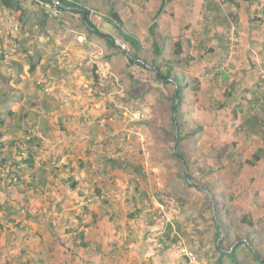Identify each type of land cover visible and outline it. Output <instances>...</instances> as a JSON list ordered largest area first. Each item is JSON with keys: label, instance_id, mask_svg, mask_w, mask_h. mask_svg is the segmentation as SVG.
I'll return each instance as SVG.
<instances>
[{"label": "rangeland", "instance_id": "374dc122", "mask_svg": "<svg viewBox=\"0 0 264 264\" xmlns=\"http://www.w3.org/2000/svg\"><path fill=\"white\" fill-rule=\"evenodd\" d=\"M201 1V19L197 23L174 9L172 18L162 23L168 28L163 36L157 22L158 36L163 37L159 45L165 47L158 62L177 58L175 43L179 39L182 62H188L176 68L188 82L177 116L175 112L172 114L171 102L163 94L173 92L174 83L165 85L158 81L152 68L154 38L148 33L152 13H135L136 17L141 14L145 18L132 20L143 25L137 36L129 27L128 16L134 10L131 0H78V5L90 12L92 22L99 25L101 22L103 27L98 28L110 35L115 34L116 25L104 15L112 19L113 11L120 10L130 33L139 37L144 47L142 56L149 61V69L130 64L127 55L132 48L120 51L92 32L96 42L87 48L90 54L85 60L86 63L92 60L90 70L97 73L109 66L126 74L124 80L118 76L115 88L123 91V98L116 96L129 107L128 111L126 108L117 111L134 120L123 130L120 140L123 147L118 151L130 155L129 165H140L146 172L127 188L121 183L115 192L125 201L124 205L119 202L114 211L119 217L113 212L120 225L122 264H215L219 255L214 246L216 241L227 251L246 237L241 228L244 217L256 224V232L249 237L262 247L264 260V126L256 133L243 125L257 84L264 76V0L253 5L249 4L252 0H226L218 12L207 11L205 0ZM22 2L36 4L35 0ZM47 9L50 11L47 19H68L81 26L78 33L84 30L79 13L59 10L58 14H52L51 8ZM214 17L218 20L213 21ZM116 35L121 38L117 31ZM205 37L210 40L200 49ZM101 47L114 51V56L109 60L101 54L93 56ZM115 56H120V61ZM257 112L264 118L262 107ZM172 117L178 126L173 124ZM195 127L199 130L192 137ZM178 133L185 138L179 150L185 154L186 165L175 157L174 138ZM256 151H260L259 161L253 158ZM200 184L206 189L199 188ZM214 220L220 223L221 236ZM238 256L243 264H259L244 246L238 249Z\"/></svg>", "mask_w": 264, "mask_h": 264}, {"label": "crops", "instance_id": "0c3cea01", "mask_svg": "<svg viewBox=\"0 0 264 264\" xmlns=\"http://www.w3.org/2000/svg\"><path fill=\"white\" fill-rule=\"evenodd\" d=\"M131 1L128 24L137 32L143 25L132 20L145 18L135 13L148 11L154 19L161 0ZM35 2L22 3L21 20L0 6V31L8 28L11 35L8 53L0 56V113L5 120L0 264H122L120 225L114 217L120 214L114 211L125 201L115 192L121 183L127 188L139 178L108 157L123 147V130L134 120L117 111L129 107L117 97L123 98V91L115 88L118 76L124 80L126 74L109 66L97 73L90 70L92 60H85L87 48L96 42L92 31L83 21L85 31L78 33L81 26L74 21L47 19V4ZM201 7V0H170L156 20L160 33L165 34L162 23L172 18L174 9L197 23ZM119 12L124 31L131 32ZM104 17L112 23L110 16ZM116 31L110 36L123 42ZM99 54L109 60L115 53L101 47L93 56Z\"/></svg>", "mask_w": 264, "mask_h": 264}, {"label": "trees", "instance_id": "16d2710c", "mask_svg": "<svg viewBox=\"0 0 264 264\" xmlns=\"http://www.w3.org/2000/svg\"><path fill=\"white\" fill-rule=\"evenodd\" d=\"M38 2L44 3V4H48V5H54V1L55 0H36ZM59 4L57 5L58 9L60 11L66 12L67 8H71L70 11L75 12V13H79L80 16L82 17V21L85 23V25L88 27V29H90L93 33H97L98 36H101L103 38H105L109 44V46L113 47L116 46L115 45V40L112 36L108 35V34H104L101 30L98 29V27H96L89 15L90 12L88 10H84L83 7H81L80 5H78V0L75 1H69V0H58ZM170 0H161L160 2V7L159 10L157 11L151 25L148 28V33L150 35L151 38H154V41L152 43V52L155 55V60L152 63V68L153 71L155 72L156 78L158 81L164 83L165 85L168 84H172L173 85V92L168 93L165 92L164 94V98L166 101L171 102V111L172 114H175L177 116L180 115V111H181V103L183 101V96H184V89L186 87H188V82L184 81L185 79V74L184 73H179L176 68L181 66V65H186L188 64V62L186 63V61L182 62V41L179 39L176 43H175V55H176V59L173 60L171 59H164L165 61H163L161 64L158 62V58L162 57L165 54V47L160 46L159 43L161 41L162 35L159 37L158 36V31H157V27H158V23H157V19L163 14L167 3ZM226 1V0H225ZM22 0H0V6L6 10H10L12 12V14L16 17L17 20H21L22 16L24 13L23 11V7H22ZM222 1L221 0H205V8L207 11H219L220 10V6L222 5ZM204 8V9H205ZM232 15V13H230ZM46 16H48L49 14H45ZM112 21H114V24L116 25V30L119 33V36H121V38L123 39V42L126 43L128 45V47L132 48L133 51H130L129 55H127V58L130 62V64H135L138 65L140 67H142L143 69H149V65H148V59L143 57L142 54L143 52H145L143 49L144 47L141 45V41L138 39V37L130 32H126L123 29V21L122 19L118 16V13L113 11L112 13ZM234 16V14H233ZM217 17V16H216ZM215 18V17H214ZM213 21H215L217 18L214 19ZM225 19V18H224ZM237 18L235 17V20ZM225 21V20H224ZM226 22V21H225ZM210 27L206 28L209 29ZM205 29V35L207 36V32L208 30ZM5 31H0V42L3 46V50L0 51V56H3L8 53V38H11L10 33H8ZM8 35V36H7ZM9 40V39H8ZM209 37H205L204 39L201 40L200 42V49L203 48L205 42L209 41ZM4 43H7V45H3ZM14 43L11 44V46H13ZM12 48V47H11ZM118 48V47H117ZM222 74H226L225 72L222 71ZM132 76V75H130ZM226 76V75H225ZM257 91L254 92V99L250 102V111H249V115L248 117L244 120V127L248 126V128L250 130H252L253 132L259 133V129L263 128L264 126V118L261 117V114L257 111L260 110V108L262 107V110H264V76H262L259 80V83L257 84ZM233 100L236 99V97L234 96L232 98ZM262 104V105H261ZM3 112H8V109L6 108H2ZM252 110H255L256 113L255 114H250V112ZM174 117V116H173ZM172 117V118H173ZM4 118L1 116L0 113V147L3 145V142L1 141L2 138V131L1 128L4 127L5 122H4ZM173 124L175 126H178L177 123L175 122V118H173ZM146 123V122H145ZM146 124H150L151 122H147ZM198 128H194V130L191 131L192 137L196 136V132L198 131ZM185 138L181 137V135L174 138L175 140V144H176V151H175V157L177 158V160L179 162H185V154L181 153V151L179 150V147L181 145V142L184 140ZM172 156V155H171ZM254 161H259L260 160V151H256L254 156ZM121 165H125V168H127L130 171H135V173H137V175L139 177H144L145 176V171L144 169L140 166V165H129V161L128 158L124 159V160H120ZM248 163H252L251 161H248ZM185 165L187 164V162L184 163ZM253 164V163H252ZM199 188H201L202 190H205V186L203 187L202 184L198 185ZM208 190V189H207ZM211 196V195H210ZM212 197H214L213 193H212ZM214 203H216V199L214 197ZM2 210V206L0 205V211ZM216 223V227L218 230V236H221V226L219 225L220 223L216 220H214ZM241 228L243 230V232L246 234L245 238L243 239H239L237 247L235 248H228L227 251H224L222 249V245L221 243H218L217 241L215 242L214 246H215V250L216 252L219 254L218 256H216L215 259V264H226L227 261H230L232 264H243L242 261L239 259L238 256V249L242 246H244L245 249H247V251L249 252V254L253 257V259L258 262L259 264H264V260L261 257V250L262 247H259L257 245H255L254 241L249 237L250 233H253L254 231L256 232V224L253 223L249 218L244 217L242 219V224H241ZM85 243V242H84ZM86 245V244H85Z\"/></svg>", "mask_w": 264, "mask_h": 264}, {"label": "built area", "instance_id": "2783aa9c", "mask_svg": "<svg viewBox=\"0 0 264 264\" xmlns=\"http://www.w3.org/2000/svg\"><path fill=\"white\" fill-rule=\"evenodd\" d=\"M221 1L225 2V0H221ZM58 4H59L58 0L54 1V5H48L47 4V7L51 8L50 10L52 11V14L53 13H55V14L59 13V9L57 7ZM115 44L121 51L127 50L128 45L126 43H124L120 40H116ZM108 158L111 160H124L125 158L127 159V155L125 154L124 151H116L114 153H111Z\"/></svg>", "mask_w": 264, "mask_h": 264}]
</instances>
